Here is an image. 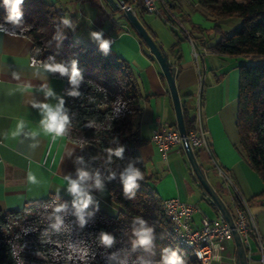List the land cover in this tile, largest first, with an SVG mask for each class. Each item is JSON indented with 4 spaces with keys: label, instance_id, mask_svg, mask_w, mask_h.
Masks as SVG:
<instances>
[{
    "label": "trees",
    "instance_id": "obj_1",
    "mask_svg": "<svg viewBox=\"0 0 264 264\" xmlns=\"http://www.w3.org/2000/svg\"><path fill=\"white\" fill-rule=\"evenodd\" d=\"M198 3L217 22L213 31L220 36L213 43L208 41L207 44L193 34V30L201 29L191 24L186 14L174 15L173 11L178 7L176 3L161 8L160 17L170 26L178 42L182 40L181 34L189 35L197 47L201 45L212 53L257 58L239 68L236 109L239 141L236 148L264 185V0H198ZM22 10L23 25L7 27L30 39L31 62L62 63L69 70L72 62H77L81 81L75 89L68 76L53 73L65 80L63 100L70 120L65 136L80 146L83 163L99 172L103 190L118 209L112 214L93 202L86 210L92 215L86 217L88 222L83 228L77 222L74 201L56 195L27 203L22 209L0 210V264H159L164 248L177 251L185 264H201L171 234L170 222L161 210V199L150 186L152 177L146 173L138 155L137 149L144 143L140 135L143 105L129 63L80 42L75 36L78 25L74 19L46 0H24ZM134 11L139 20L144 12H148L140 0ZM5 16L3 0H0V23L4 22ZM230 16L240 18L239 26L222 31L218 21ZM65 18L70 20L71 26L63 24ZM184 22L190 25V33ZM21 28H28V31L21 32ZM130 28L138 35L131 23ZM146 30L153 38L151 30ZM73 90L80 95H69ZM201 101L200 95V105ZM182 113L188 132L193 127L194 118L183 105ZM119 148H123L121 157L114 155ZM194 152L199 158L200 149ZM129 164L140 170L144 177L138 181L132 199L125 198L120 177ZM263 196L264 187L258 194V197ZM234 199L239 202L238 197ZM58 204L67 207L61 214L64 225L57 233L51 229L54 219L50 216ZM137 218L145 221V227L153 229L154 239L149 250L143 247L133 250L136 239L133 229L139 227L135 223ZM102 231L114 237L111 247L100 244ZM113 254L115 259L111 258Z\"/></svg>",
    "mask_w": 264,
    "mask_h": 264
},
{
    "label": "crops",
    "instance_id": "obj_2",
    "mask_svg": "<svg viewBox=\"0 0 264 264\" xmlns=\"http://www.w3.org/2000/svg\"><path fill=\"white\" fill-rule=\"evenodd\" d=\"M46 1L64 11L68 18L74 19L78 25L75 36L80 42L101 50L99 43L92 39L91 33L102 32L103 38L111 40L112 43L107 52L101 51L121 57L129 63L142 95L140 135L144 143L137 151L146 173L152 177L150 186L160 199L176 197L191 202L188 200L185 186V154L179 149H173L168 153L167 159H163L160 149L151 141L157 124L166 123L173 126L176 124V115L161 67L154 56H151L148 47L142 44L138 35L130 28L129 20L108 0ZM156 2L160 8L171 2L176 3L178 7L177 11H173L174 15L178 17L179 12L186 14L191 24L201 29L193 30V34L201 37L202 41H207V44L208 41L210 44L219 38L220 34L213 31L217 22L208 16L207 10L199 5L198 0ZM140 21L151 30L156 43L167 53L169 63L175 66V84L181 107L183 105L188 110L191 118L196 115L200 95L202 96L200 111L203 124L208 130V148L200 149L197 161L217 192L227 196L225 203L231 211L233 207L230 203L234 197H238L239 202L247 203L248 213L253 217L260 235L259 237L257 233L251 232L249 236L251 258L248 264L257 263L264 250V196L258 197L264 185L236 148L239 141L236 128L239 68L257 58L250 55H219L207 49L200 52L195 59L194 41L189 35L181 34L182 40L178 42L170 26L160 16L150 12H144ZM218 22L222 31H231L239 26L241 20L237 16H230ZM120 27L124 29H119ZM185 28L190 33V25L186 24ZM31 47L32 42L27 37L0 31L2 211L22 209L27 203L40 201L51 195L72 201L79 199L68 191V181L65 177H78L77 171L81 170L83 165L80 146L68 140L65 135L53 139L51 135L44 133L40 128V110L32 106L33 103L56 105L64 98L65 80L45 72L40 65L33 68ZM199 47L202 49L203 46ZM45 86L53 90V97H45L42 90ZM191 103L196 105L195 114L188 108ZM21 121L24 122V128L19 135H14ZM215 163L229 173L234 184L229 189L216 174V168L213 167ZM210 172H214L218 179L211 181L208 177ZM30 176L35 178L34 182L30 180ZM191 179L197 183L194 177ZM91 196L93 202L102 208L103 204L118 209L103 189L100 193L103 201ZM213 209L219 217L218 209ZM199 220L200 213L196 212L192 226H197ZM229 242L235 245L233 239L228 240L221 257L212 260L211 264H237L236 246L232 249Z\"/></svg>",
    "mask_w": 264,
    "mask_h": 264
},
{
    "label": "built area",
    "instance_id": "obj_3",
    "mask_svg": "<svg viewBox=\"0 0 264 264\" xmlns=\"http://www.w3.org/2000/svg\"><path fill=\"white\" fill-rule=\"evenodd\" d=\"M115 1L118 9L124 15L126 10H131L135 13V6L139 0ZM140 1H142L148 12L161 16V8L156 0ZM205 50L204 47L200 49L194 43L195 59L198 58L200 52ZM200 107L201 105L199 104L197 113L194 116L193 127L188 132L186 131V138L193 152L198 149L208 148V130L203 124ZM182 139L183 137L178 127L176 125L170 126L166 123H158L151 137V141L160 149L163 159H167L168 153L173 149L184 151ZM214 166L222 183L228 189L230 186H233L234 184L229 173L216 163ZM81 170L87 171L91 177L84 182L83 186L85 191L103 201L100 198L101 189L95 187L96 175L99 172L84 163ZM99 178L102 183L100 174ZM230 205L233 207L231 214L234 228L242 241L248 262L251 258L249 236L251 232L258 234L257 227L253 217L248 213L247 203L245 201L238 202L233 198ZM161 210L170 222V232L176 242L187 249L191 256L201 264H211L212 260L220 258L221 252L225 248V243L233 239L232 228L221 213L219 217L211 219L200 212L194 203L182 201L176 197L161 199ZM196 212L200 213V220L197 226H192L193 216ZM257 263L264 264V250H262L260 257L257 259Z\"/></svg>",
    "mask_w": 264,
    "mask_h": 264
},
{
    "label": "clouds",
    "instance_id": "obj_4",
    "mask_svg": "<svg viewBox=\"0 0 264 264\" xmlns=\"http://www.w3.org/2000/svg\"><path fill=\"white\" fill-rule=\"evenodd\" d=\"M23 4L24 0H3V7L6 10V16L4 17V22L0 23V31H4L10 35L17 34L14 31H10L7 26L11 25L16 28L23 25ZM63 24L71 26V22L67 18L63 20ZM26 31H28V28H21V32ZM91 37L94 41L99 43L101 50L105 52L109 50L112 41L109 39H104L102 32H93L91 33ZM51 59L52 58L50 57L49 60ZM38 63L45 72L59 73L61 76H68L69 83L73 86V89H75V87L78 86L81 81V73L77 66V62L75 61L72 62L71 70L65 67V65L62 63L38 62L36 60L31 62V66L36 68ZM42 90L44 91L46 98L53 97L55 95L53 90L47 86H45ZM68 94L74 97L80 95V93L75 90L69 92ZM32 106L40 110V114L42 116V119L40 120V128L44 131V133L51 135L53 139L62 137L66 134V131L70 126V120L67 111L64 108L63 99H60L59 102L54 106L49 103H33ZM23 128L24 122L21 121L17 126V132L14 135H19ZM81 147H83V144H81ZM109 151L111 152V150ZM122 153L123 148H119L115 151L114 155L121 157ZM77 176L78 178L75 180L71 179L70 177H65V179L68 181V191L73 194V196L79 198L78 201H74L73 203L76 207L75 216L77 218V222L79 226L83 228L88 222L86 217L92 215V213L87 212L86 210L93 203V198L87 193V191H85L83 186L84 182L89 180L91 177L90 174L84 170H78ZM120 177L123 183L125 198H134L135 189H137L139 186L138 181L144 179L143 174L140 170L133 167L132 164H129L120 173ZM30 180L34 182L35 178L30 176ZM95 187L103 189V185L99 178V173L96 175ZM66 207L67 206L65 204H58L53 207L50 219H54V223L51 224V229L57 233L61 231L62 225H64V218L61 214L65 212ZM135 223L139 224V227L133 229V235L136 237V239L133 241V250H135L136 247H143L145 250H149L154 239L153 229L151 227H145V221L140 218H137ZM99 241L101 245L105 247H111L114 243V237L111 234L102 231L99 236ZM111 258L115 259V254H113ZM159 264H185V261L180 255H178L177 251H170L168 248H164L162 250V258Z\"/></svg>",
    "mask_w": 264,
    "mask_h": 264
},
{
    "label": "water",
    "instance_id": "obj_5",
    "mask_svg": "<svg viewBox=\"0 0 264 264\" xmlns=\"http://www.w3.org/2000/svg\"><path fill=\"white\" fill-rule=\"evenodd\" d=\"M108 2L114 8H117V3L115 0H108ZM124 15L129 20L131 25L135 28L138 35L146 43L150 53L154 56V58L157 60V62L159 63L161 67L162 73L166 79V82H167V85L170 91L171 99L173 102V107H174L175 115H176V126L178 127L180 134L183 137L182 141H183L184 152L191 165L194 176L198 180L199 184L204 189V191L208 194V196L210 197V200L215 204L218 211L223 215L225 220L228 222L229 226L232 228L233 240L235 242L236 253H237L236 263L237 264H248L242 241L239 237L238 232L234 228V223H233L230 207L222 200L220 194L209 182L204 169L201 167V165L197 161L195 153L193 152L186 138V128L184 125L182 107L180 103L178 90L175 84V66L169 63L167 53L160 50L155 40L148 33V31L146 30L144 25L141 23V21L138 19L136 14L133 13L131 10H126Z\"/></svg>",
    "mask_w": 264,
    "mask_h": 264
},
{
    "label": "rangeland",
    "instance_id": "obj_6",
    "mask_svg": "<svg viewBox=\"0 0 264 264\" xmlns=\"http://www.w3.org/2000/svg\"><path fill=\"white\" fill-rule=\"evenodd\" d=\"M188 108H191V112L195 114L196 105H194V103L188 104ZM183 161H185V163L187 164L185 165L186 172H187L185 186H186V193L189 195L188 200L194 203L198 207L199 211L207 214L211 219H215L217 217V212L213 209L212 205L210 204L208 200L210 199V197L201 187L197 179L196 180L198 184L192 181L191 179V177H195V176L191 168V165L187 159L186 154L183 155ZM208 177L210 178L211 181L218 179V176H216L214 172H210V174H208ZM220 196L222 200L227 203V196L223 193H220ZM102 206L104 210L112 214L117 212V210L113 209L110 206H105L103 204ZM229 245L231 246L232 249H235V245L232 242H229ZM252 264H258V263L253 262Z\"/></svg>",
    "mask_w": 264,
    "mask_h": 264
}]
</instances>
